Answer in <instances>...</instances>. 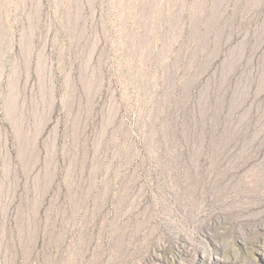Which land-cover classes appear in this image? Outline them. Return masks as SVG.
<instances>
[{
  "label": "rangeland",
  "instance_id": "1",
  "mask_svg": "<svg viewBox=\"0 0 264 264\" xmlns=\"http://www.w3.org/2000/svg\"><path fill=\"white\" fill-rule=\"evenodd\" d=\"M0 264H264V0H0Z\"/></svg>",
  "mask_w": 264,
  "mask_h": 264
}]
</instances>
